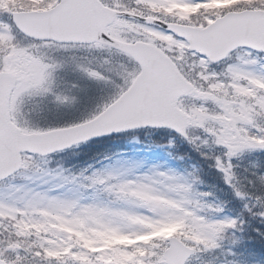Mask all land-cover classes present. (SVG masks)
<instances>
[{"label":"clouds","instance_id":"obj_1","mask_svg":"<svg viewBox=\"0 0 264 264\" xmlns=\"http://www.w3.org/2000/svg\"><path fill=\"white\" fill-rule=\"evenodd\" d=\"M24 4L49 13L88 7L96 22L91 35L14 28L0 38V264H125V253H136L132 264H161L177 253L183 264L197 257L239 264L237 233L264 225V0ZM221 36L228 39L217 46ZM94 90L103 97L88 109ZM114 115L171 120L182 131L160 127L207 168L125 165L118 161L143 157L121 154L70 163ZM213 170L240 201L238 215L227 214L229 205L208 186ZM176 225L172 236L148 244L115 243Z\"/></svg>","mask_w":264,"mask_h":264},{"label":"snow or ice","instance_id":"obj_2","mask_svg":"<svg viewBox=\"0 0 264 264\" xmlns=\"http://www.w3.org/2000/svg\"><path fill=\"white\" fill-rule=\"evenodd\" d=\"M178 131H182V129L178 125H174ZM161 264H169V262L166 259L161 260ZM176 264H183V258L180 257L176 260Z\"/></svg>","mask_w":264,"mask_h":264},{"label":"rangeland","instance_id":"obj_3","mask_svg":"<svg viewBox=\"0 0 264 264\" xmlns=\"http://www.w3.org/2000/svg\"><path fill=\"white\" fill-rule=\"evenodd\" d=\"M220 1H224V0H220ZM180 5H184V4H180ZM184 6H188V5H184ZM264 85V84H263ZM4 195V193L2 191H0V196ZM135 235H139L138 233H131V234H124V235H120L117 237H127V236H135Z\"/></svg>","mask_w":264,"mask_h":264}]
</instances>
